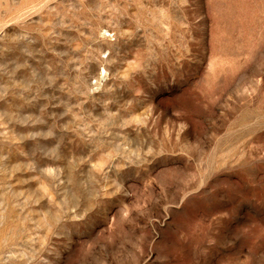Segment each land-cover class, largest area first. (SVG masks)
I'll list each match as a JSON object with an SVG mask.
<instances>
[{
  "label": "rangeland",
  "instance_id": "rangeland-1",
  "mask_svg": "<svg viewBox=\"0 0 264 264\" xmlns=\"http://www.w3.org/2000/svg\"><path fill=\"white\" fill-rule=\"evenodd\" d=\"M0 264H264V0H0Z\"/></svg>",
  "mask_w": 264,
  "mask_h": 264
}]
</instances>
